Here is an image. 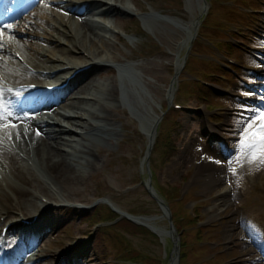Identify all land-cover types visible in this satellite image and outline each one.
Returning a JSON list of instances; mask_svg holds the SVG:
<instances>
[{
    "label": "rangeland",
    "instance_id": "obj_1",
    "mask_svg": "<svg viewBox=\"0 0 264 264\" xmlns=\"http://www.w3.org/2000/svg\"><path fill=\"white\" fill-rule=\"evenodd\" d=\"M124 1L128 10L123 11L118 4L120 10L111 11L113 16L101 18L110 30L99 27L86 34L81 23L84 15L70 19V11L55 6L52 0H12L5 8L0 2V13L16 14L10 20L13 22L0 25L33 32L28 40L32 53L29 50L24 54L30 65L38 62L50 66L39 54L43 48L50 50L46 57L66 56L62 49L69 45L65 31L85 34L84 41L91 50L105 49L114 55L103 56L108 61L102 65H95L100 61L97 57L92 62L94 68L77 78L72 76L75 80L69 85L60 84L61 94L54 103H66L58 107L60 113L73 115L81 110L79 102L86 105L84 96L90 97L91 87H80L94 78L103 87L94 93L114 110L113 119L108 133L86 132L85 139L75 131L71 133L74 145L87 142L93 151L90 163L77 168L75 179L53 180L37 166L31 168L33 175L27 174L40 180L51 196L37 192L36 200L47 201V207L29 215L15 209V215L7 217L20 216L29 221L42 213L43 228L28 247L26 260L30 254L32 264L60 260L61 264H169L165 254L171 252L173 243L167 237L164 245L154 229L168 230V216L174 213L185 239L182 264H264V163L249 159L253 151L260 156L259 137L247 141L257 144V149L242 146V129L249 132L245 123L254 109L264 110V13L257 12L264 10V0ZM194 18H201L199 33L172 96L168 87L188 49L185 42ZM34 22L38 28H34ZM11 34L7 28L0 31V71L10 79L16 78L17 83L33 80V74H38L43 83L50 81L42 77L50 69L37 68L41 72L33 73L13 59L15 50L25 48L19 47ZM50 35H59L62 42L51 40ZM7 42L15 47H7ZM69 53L77 62L83 61V53L90 55L75 49ZM124 68L134 75L126 74ZM113 84L117 99H107L106 90ZM175 103L182 108H175ZM168 106L171 110L167 112ZM9 110L5 107L0 111V182L12 195L9 186L16 190L29 186L11 172L12 167L23 168V160L12 148H19L17 143L23 140L8 119ZM93 110L103 114L97 107ZM155 114L163 116L157 143L149 160L143 161L148 139L142 126ZM261 119L252 121V132ZM16 124L24 126L25 122L18 120ZM64 124L71 126L66 121ZM203 170L204 174L216 173L214 184L200 175ZM155 196L169 206L167 215H163ZM107 206L121 220L101 238V228L110 222L92 215L98 207L107 211ZM125 212L147 221L134 222ZM4 219L5 215H0L1 225ZM127 220L147 231L135 229ZM11 231L17 234L21 230Z\"/></svg>",
    "mask_w": 264,
    "mask_h": 264
},
{
    "label": "bare ground",
    "instance_id": "obj_2",
    "mask_svg": "<svg viewBox=\"0 0 264 264\" xmlns=\"http://www.w3.org/2000/svg\"><path fill=\"white\" fill-rule=\"evenodd\" d=\"M12 0H4L3 7L7 5H11ZM34 1V0H29ZM55 6L61 7L64 9H68L70 12L68 13V17L70 19H74L77 14H83V19L81 21L83 27H85L86 31L92 29H107L110 30L108 24L104 25V22L101 21V18L113 16L111 11H114L118 8V4L121 5V9L123 11L126 9L128 10L129 6L128 3L124 0H52ZM207 4V3H206ZM116 5V6H115ZM115 7V8H113ZM208 7V5H206ZM113 10H110L112 9ZM206 9V8H205ZM202 11L204 9H201ZM18 15V14H17ZM13 16H9L7 20L9 22H13L10 20L14 19ZM1 19L5 18V15L0 16ZM43 23H46L43 19H41ZM116 20V19H115ZM1 21V20H0ZM13 24V23H9ZM197 24V19L191 22L190 30L186 37V47L190 44V39L193 30L195 31V25ZM34 28H38L39 25L35 22L33 23ZM32 26V24H31ZM33 27V26H32ZM9 28V29H8ZM7 30L10 31L12 36H14L18 42V46L24 47L25 50L21 51V54L24 56L30 52L32 53V44L28 43L30 40L29 36L32 35L33 32L27 33L26 31L22 30H11L8 27ZM35 30V29H34ZM26 32V33H25ZM45 33V32H44ZM194 32V35L195 36ZM63 34L67 37L66 41L69 43L68 47L62 48L65 52L66 56L51 58L46 57V54L49 53V49L43 48V50L39 53L43 55L42 57L46 59L47 63H51L48 68L43 67L38 62H35V65L31 63L33 67L36 68H44L50 69V73L47 76L42 74V77H48L50 81L43 83L41 79H38V74H33L30 81H21L18 83H38L42 85H51V84H61V85H69L72 83L75 78H71L72 76L76 77L80 73L85 72L86 70H91L95 67V65H102L101 63L104 61H108L103 56L107 55L110 57H114L113 52H106L107 50H91V48L86 44L84 41L85 34H79V32H68L65 31ZM50 39H54L56 42L61 43L62 39L59 35H50ZM55 37V38H54ZM63 46V45H62ZM7 47H15L14 43L7 42ZM18 47V48H19ZM71 49H75L79 51L81 54L87 51L90 55L87 56L85 53L82 54L83 61L77 62L75 60L70 59ZM20 50V49H19ZM16 50V52H19ZM15 52V53H16ZM24 52V53H23ZM11 53L9 54V56ZM181 56L183 60V56ZM97 57L100 58V63L97 62L95 65L92 63L93 61L97 60ZM102 58V59H101ZM13 59H18L16 55L13 56ZM19 60V59H18ZM181 60V59H180ZM3 60L0 58V65L2 64ZM54 62V63H52ZM181 61L178 62L176 68V75L172 78V81L168 87L169 94L175 96L177 91V84L179 82V72H180V65ZM73 66V69L70 67ZM97 67V66H96ZM129 69V68H128ZM125 70V73L128 75L133 76L134 74L128 70ZM0 72H3L1 70ZM108 73H112V70H108ZM64 74V78H58L60 75ZM41 75V74H40ZM46 78L47 80H49ZM77 78V77H76ZM30 79V78H29ZM9 83L12 86H15L17 83L16 78H9ZM262 83V82H259ZM91 87V90L88 92L90 94L88 96H84L87 98L85 102L86 105H83L82 102H79V107L81 108L80 111H75L73 115H66L62 114L58 111V107H64L65 104L62 103L60 105H54V103L58 100L61 94V89L59 90H40L37 92L30 93V89H24V93H21L20 89L14 88L13 90H3L0 91V111L7 107L9 108L8 119L14 122L15 129L19 132L20 137L23 141L17 143L20 150L23 151L28 157L34 161L35 165L47 173L49 177L53 180H70L75 179L78 175L77 173L79 170V166L88 165L91 161L90 156L92 155L93 151L90 145L87 142H83L79 145H74L73 142L75 141L74 135H71L73 131H75L80 139L86 138V132H94L99 134L108 133L109 122L113 119L112 112L113 109H110L108 106L101 103V96L97 97L94 91L101 92L103 87L100 83H95L94 78L89 79L86 83H84L80 88L83 90L85 88ZM107 99H117V89L115 85H111L110 88L106 90ZM63 96V95H62ZM90 98L91 100H88ZM89 101H92V104L89 105ZM97 109L102 112L103 114L97 113L93 109ZM48 110L49 113H48ZM32 113L37 116V119L32 118ZM45 115V117L43 116ZM77 117V118H76ZM79 117V118H78ZM3 116L0 114V120H2ZM84 118V119H83ZM162 117L160 114H155L154 118L150 121L146 128L144 127V134L148 140L154 137L156 138L157 134H153V124L159 123ZM264 119V118H263ZM18 120H24L25 126L16 125ZM97 120H101L103 124L97 122ZM64 121L71 124V126L65 125ZM34 123V124H33ZM264 131V129H261ZM2 154V153H1ZM84 160V161H83ZM21 167H12L11 172L13 177L16 180H19L29 187L25 189H12L13 194H8L5 186L0 182V215H5L6 217H10L15 215V209H21L24 212V215H29L31 211L36 210L37 208H41L46 206L48 202L37 201L36 195L37 192H44L48 194L49 197L51 196L48 192V189L43 185V183L38 180L37 178H31L27 176V174H31V165L27 163V161H21ZM203 175L208 183L214 184V180H216V173H200ZM8 188V187H7ZM162 205H164V201L161 200ZM135 221L145 224L147 219L145 217L133 216L132 217ZM14 219H8L6 223L10 222L11 226L10 229H20L21 231L17 234L8 231V241H7V250L3 254L1 259H5V264H18V256L25 254L28 252V247H31L38 237V233L43 228L44 225L41 221V216L33 217L30 221H24L21 217L15 218L16 221L13 222ZM4 223V225L6 224ZM1 225V222H0ZM2 230V229H1ZM155 232L161 236V238L166 242L167 237L176 236V231L171 233L169 230L165 229H154ZM1 233V232H0ZM178 242V241H177ZM29 245V246H28ZM31 245V246H30ZM11 252L10 260L7 261V253ZM177 249L173 252V262L170 264H178V259L176 258ZM28 263H32V259H30V254L27 259ZM59 264V263H58Z\"/></svg>",
    "mask_w": 264,
    "mask_h": 264
},
{
    "label": "snow or ice",
    "instance_id": "obj_3",
    "mask_svg": "<svg viewBox=\"0 0 264 264\" xmlns=\"http://www.w3.org/2000/svg\"><path fill=\"white\" fill-rule=\"evenodd\" d=\"M4 27H7V26L0 25V31H2ZM258 118H264V110L254 109L251 118L245 123L244 128L249 129V132H244L242 129V136L245 138V142L243 143L242 146L248 149H257V144L255 143L249 144L247 143V141L251 140L252 137L254 136H258L259 146H260L259 147L260 156L257 157L256 152L253 151L250 153L249 159L252 160L253 162H255L256 160H259L260 163H264V131H261V129H264V119H261V123L255 132L251 131V129L253 128L252 121L257 120ZM12 126L15 127L14 124Z\"/></svg>",
    "mask_w": 264,
    "mask_h": 264
},
{
    "label": "trees",
    "instance_id": "obj_4",
    "mask_svg": "<svg viewBox=\"0 0 264 264\" xmlns=\"http://www.w3.org/2000/svg\"><path fill=\"white\" fill-rule=\"evenodd\" d=\"M186 67H187V65H186ZM200 91H202V89H200ZM166 108L167 107H165V109ZM170 110H171V108L168 109V111H170ZM156 143H157V141H156ZM172 149L175 150L174 148H172ZM152 178L154 180V175H152ZM158 191H159V189H158ZM160 192H162V190H160ZM106 209H107V211L106 210L105 211H102V209H96L95 212H94V214H93V217H104V220L110 222L109 225L104 226V227L101 228V231H100L101 238H102V236H105V233L110 228H113L116 225H119L120 224L119 222L121 220V219H118L119 215L116 214V212H114L111 208H108L107 207ZM173 215H174V213H173ZM173 220H174V223H175L176 227L178 228V231H181V228H179L177 226V219L175 217H173ZM127 222L130 223L131 225H133L135 227V229H138L140 231H147L145 228H142L141 226H139L137 224H133L132 222H130L128 220H127ZM182 234L183 233H181V236H182ZM181 238H182L181 239V243H180L181 244V258H183V254H184L183 248L185 246V239L183 240V237H181Z\"/></svg>",
    "mask_w": 264,
    "mask_h": 264
},
{
    "label": "water",
    "instance_id": "obj_5",
    "mask_svg": "<svg viewBox=\"0 0 264 264\" xmlns=\"http://www.w3.org/2000/svg\"><path fill=\"white\" fill-rule=\"evenodd\" d=\"M197 24H198V22H197ZM149 124H151L150 121L146 122L145 125L142 126V127H145L146 128ZM152 132H153V134H156V132H157V123H154L153 124V130H152ZM153 144H154V137L153 138L151 137L150 140H149V143L147 145V149H146V153H145V159H147L149 157V155L151 154V151H152V148H153ZM149 181H150V176H149ZM149 190H150V188H149ZM129 218L132 219L131 217H129ZM169 223H170V231L173 233L174 226H173L172 219L170 217H169ZM172 240H173V249H172V251L170 253V256H169V259H170L171 263L174 260L172 254H173V252H174L175 249H177L176 258L179 257V246H178V242H177V240L175 238H172Z\"/></svg>",
    "mask_w": 264,
    "mask_h": 264
}]
</instances>
